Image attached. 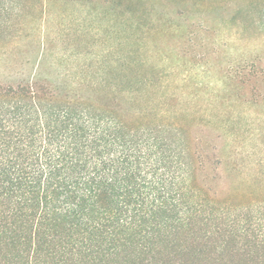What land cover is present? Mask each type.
<instances>
[{
	"label": "trees",
	"instance_id": "obj_1",
	"mask_svg": "<svg viewBox=\"0 0 264 264\" xmlns=\"http://www.w3.org/2000/svg\"><path fill=\"white\" fill-rule=\"evenodd\" d=\"M117 66L0 83L2 257L34 247L33 264L44 252L61 264H132L222 249L210 224L223 212L195 188L184 127L140 94L141 73ZM236 223L224 241L239 237Z\"/></svg>",
	"mask_w": 264,
	"mask_h": 264
},
{
	"label": "rangeland",
	"instance_id": "obj_2",
	"mask_svg": "<svg viewBox=\"0 0 264 264\" xmlns=\"http://www.w3.org/2000/svg\"><path fill=\"white\" fill-rule=\"evenodd\" d=\"M105 66L141 73L140 94L184 127L195 188L223 212L215 244L238 245L132 264H264V0H0L1 84ZM33 248L0 264H33Z\"/></svg>",
	"mask_w": 264,
	"mask_h": 264
}]
</instances>
